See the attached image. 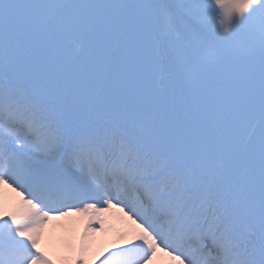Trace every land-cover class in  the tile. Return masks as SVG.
Listing matches in <instances>:
<instances>
[{
    "label": "snow or ice",
    "instance_id": "obj_1",
    "mask_svg": "<svg viewBox=\"0 0 264 264\" xmlns=\"http://www.w3.org/2000/svg\"><path fill=\"white\" fill-rule=\"evenodd\" d=\"M4 184L0 264L120 206L99 264H264V0H0Z\"/></svg>",
    "mask_w": 264,
    "mask_h": 264
},
{
    "label": "bare ground",
    "instance_id": "obj_2",
    "mask_svg": "<svg viewBox=\"0 0 264 264\" xmlns=\"http://www.w3.org/2000/svg\"><path fill=\"white\" fill-rule=\"evenodd\" d=\"M19 199L18 193L13 190L12 186L9 184L0 185V211H11ZM88 203H95V201H88ZM79 206L82 207V205ZM97 207L100 209L107 208L102 203ZM120 212L119 209L103 211L102 217L106 224L103 227L99 223L93 224L86 257L87 262L99 264V261L103 259V255L107 254L108 249H111L114 244L123 243L120 239L121 233L130 232L134 228V225L128 219L123 218L121 221L118 219ZM88 219L89 214L74 210L66 216H53L44 225L40 237L39 246L42 251H45L46 255L50 257L51 252H48V249L56 252L67 249L71 251L69 255L73 256L75 254L76 256L80 249ZM151 264H172V261L166 254H160L153 259Z\"/></svg>",
    "mask_w": 264,
    "mask_h": 264
},
{
    "label": "rangeland",
    "instance_id": "obj_3",
    "mask_svg": "<svg viewBox=\"0 0 264 264\" xmlns=\"http://www.w3.org/2000/svg\"><path fill=\"white\" fill-rule=\"evenodd\" d=\"M41 248V247H40ZM45 254H47L45 251H43ZM48 252H51V256L49 257L52 261L53 264H75V254L73 256L69 255L71 253L70 250L67 249H62L58 250L57 252L52 249H48ZM88 261L87 263H89ZM92 264V263H89Z\"/></svg>",
    "mask_w": 264,
    "mask_h": 264
}]
</instances>
